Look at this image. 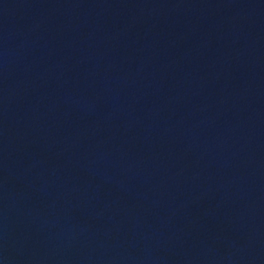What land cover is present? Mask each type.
Wrapping results in <instances>:
<instances>
[{
    "label": "water",
    "instance_id": "water-1",
    "mask_svg": "<svg viewBox=\"0 0 264 264\" xmlns=\"http://www.w3.org/2000/svg\"><path fill=\"white\" fill-rule=\"evenodd\" d=\"M0 264H264V0H0Z\"/></svg>",
    "mask_w": 264,
    "mask_h": 264
}]
</instances>
